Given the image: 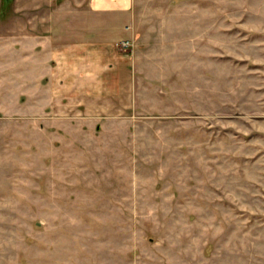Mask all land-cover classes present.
I'll return each instance as SVG.
<instances>
[{
	"label": "rangeland",
	"instance_id": "1",
	"mask_svg": "<svg viewBox=\"0 0 264 264\" xmlns=\"http://www.w3.org/2000/svg\"><path fill=\"white\" fill-rule=\"evenodd\" d=\"M26 2L0 12V264H264V0H135L140 115L97 119L34 115L3 33Z\"/></svg>",
	"mask_w": 264,
	"mask_h": 264
},
{
	"label": "crops",
	"instance_id": "2",
	"mask_svg": "<svg viewBox=\"0 0 264 264\" xmlns=\"http://www.w3.org/2000/svg\"><path fill=\"white\" fill-rule=\"evenodd\" d=\"M26 3L20 30L3 33L10 49L20 41L25 75H36L27 80L37 91L34 115H140L135 53L118 44L128 40L132 45L135 0ZM28 101L30 112L25 115L34 108Z\"/></svg>",
	"mask_w": 264,
	"mask_h": 264
},
{
	"label": "trees",
	"instance_id": "3",
	"mask_svg": "<svg viewBox=\"0 0 264 264\" xmlns=\"http://www.w3.org/2000/svg\"><path fill=\"white\" fill-rule=\"evenodd\" d=\"M0 12L11 2V0H1Z\"/></svg>",
	"mask_w": 264,
	"mask_h": 264
},
{
	"label": "built area",
	"instance_id": "4",
	"mask_svg": "<svg viewBox=\"0 0 264 264\" xmlns=\"http://www.w3.org/2000/svg\"><path fill=\"white\" fill-rule=\"evenodd\" d=\"M119 44L121 47H127L131 45L130 41L128 40L121 41Z\"/></svg>",
	"mask_w": 264,
	"mask_h": 264
}]
</instances>
